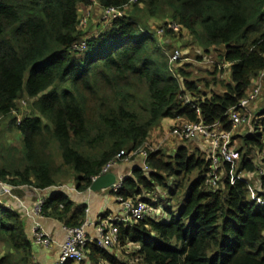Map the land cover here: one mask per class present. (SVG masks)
<instances>
[{"label": "trees", "instance_id": "16d2710c", "mask_svg": "<svg viewBox=\"0 0 264 264\" xmlns=\"http://www.w3.org/2000/svg\"><path fill=\"white\" fill-rule=\"evenodd\" d=\"M96 1L109 7L129 0ZM90 4L0 0V118L19 110L24 97L31 99L28 113L10 120L22 148L0 153V180L44 190L73 179L79 191H88L107 162L137 150L167 118L202 119L231 130V110L264 71V0H138L99 36H88L79 24V7ZM152 17L181 25L188 32L184 42L202 52L224 46L223 68L233 84L222 83L224 91L202 97L184 68L174 75L169 46H161L143 25ZM167 35V43L175 42L173 32ZM82 40L87 48L75 50ZM218 64L215 73L223 74ZM257 131L239 136L241 158L224 163L217 190L207 184L211 160L201 146L184 141L172 155L150 152L149 171L135 169L112 193L150 204L148 196L160 187L168 197V217L119 224V245H139L130 256L90 242L78 264H264V204L237 178L264 171V157H257L264 149V121ZM258 179L264 189V175ZM62 191L46 198L44 216L82 225L87 206L73 209ZM33 253L23 213L0 201V264H30Z\"/></svg>", "mask_w": 264, "mask_h": 264}, {"label": "built area", "instance_id": "2783aa9c", "mask_svg": "<svg viewBox=\"0 0 264 264\" xmlns=\"http://www.w3.org/2000/svg\"><path fill=\"white\" fill-rule=\"evenodd\" d=\"M138 2V0H129L126 4L122 6H109L101 7L102 17L106 22H112L115 19L125 17L132 10L133 6ZM91 5V4H90ZM92 5H98L96 0H92ZM91 11L88 14L80 15L79 24L81 29H85L89 23V17ZM171 31L174 34H179L183 31L181 25L173 21H166L162 23L157 29V35L164 38L166 32ZM165 39V38H164ZM168 40L164 42L163 45H167ZM167 46L164 48L166 49ZM87 48V43L85 40L75 43L74 49L77 51H84ZM169 62L171 64L180 62L182 60L183 53L180 49L174 48L171 52H168ZM263 79L264 71L261 72L254 81L253 87L246 97L243 98L238 106L231 110L230 120L232 122V129L226 130L222 128L221 124L214 123L212 125L207 124L202 119L198 121H189L172 124L171 133L169 137L173 136L182 141H196L198 140L201 144L200 146L204 149L205 153L211 160V171L208 174L207 184L214 190L219 187L220 179L225 175V169H223L224 163H235L241 158V152L238 150L234 142V134L238 129L242 127L243 124H247L248 133L254 134L257 131L258 126L262 125L264 121V115L261 113H256L254 105L259 101L262 89H263ZM183 99L189 103L191 98L187 95ZM18 110H14L16 112ZM12 113V114H13ZM20 121V120H19ZM263 130V129H261ZM160 149L159 145L144 142V144L137 150H133L131 157L140 156L144 159V164L142 170L149 171L150 167L147 163V159L150 152H157ZM264 157V149L261 152V156ZM122 159L116 157L109 162H107L101 170V174H107L111 172L112 168L115 167ZM257 164V161H254ZM251 172V171H250ZM250 172H242L237 175V178L245 180L250 185L251 197L258 203L264 204V189L260 185H254L251 183L253 179L247 178ZM259 172V173H258ZM258 177L264 175V171L258 168ZM100 175L93 177V181L96 180ZM125 178V177H124ZM124 178H120L114 184L112 190L118 191L122 187V181ZM68 183H63L60 185L52 186L47 189H55L57 191L66 190L69 188ZM75 189V186H73ZM13 188H22V186H13L5 181L0 180V201L4 202L3 198L5 196H17L12 193ZM39 191V188L32 187ZM262 193V194H261ZM50 196V195H49ZM49 196H40L30 208L29 212L39 217L44 216L43 206L45 200ZM117 199L125 205V216L122 217H100L96 228L97 235H90L86 229V225L82 224L80 226H66L64 229L67 232V237L63 243L60 244V253L57 260L53 264H67L69 261H74L79 263L86 258L88 252V244L90 242H95L99 247L102 248H113L115 245H119V224L120 223H132L142 220L144 217H151L149 213L151 211V206L149 203L137 198L136 201L131 199L123 200L121 197ZM7 206H10L6 203ZM33 241L34 245H44L52 246V237L44 229L41 224H36L33 228Z\"/></svg>", "mask_w": 264, "mask_h": 264}, {"label": "crops", "instance_id": "0c3cea01", "mask_svg": "<svg viewBox=\"0 0 264 264\" xmlns=\"http://www.w3.org/2000/svg\"><path fill=\"white\" fill-rule=\"evenodd\" d=\"M93 10L95 12L93 13L91 17L93 19L92 25L90 27L89 33L87 32L86 33L88 36H99L104 31L110 28L111 23L106 22V21H103V23H100V19H101L100 12L102 13L100 6L91 4L88 6L81 5L79 7L80 15L88 14L90 13V11H93ZM166 20L168 19L152 17L147 20L146 24H143L145 28H147L149 31L156 33L157 41L163 47L167 46L168 44L163 45L164 42H166V39L159 37V35H157V29ZM227 74H229V71L227 72ZM261 98L262 97H260L259 101H257V103L254 105V108H257L256 106L260 102H262ZM256 113H258V111H256ZM260 113H262V110L260 111ZM179 121H182V120L171 119V118H167L163 120V122L159 126H155L152 128L149 134V137L147 138V142L154 144L155 142L154 139L157 140V143L163 142L164 147L166 148V154H169V155L174 154L177 151V149L185 142L173 136H171L170 138H167L168 133H169L168 126L174 123H177ZM15 131L17 132V136L18 135L20 136V141H21L20 132L18 130H15ZM159 132H160V135L157 139V135L159 134ZM194 144H197L198 146L201 145L198 140L194 141ZM131 153L132 151L129 152L124 158H122V160L115 167L112 168L111 172L116 174L117 180L120 178L132 176L133 171L135 169L143 168L144 159L140 156L131 157ZM0 162H1V158H0ZM67 183L69 184L70 187L67 188L66 190H63V191L61 190V191L64 192L69 197V199L73 202V209L80 205L87 206L83 224L86 225V229L90 235H97L96 225L98 221L100 220V217L125 216V205L121 203L117 199V197L112 193V188H108L105 191L101 190L95 193V192H89V191H79L76 188L75 186L76 182H74L73 179H69ZM72 185L75 186V189H73ZM57 192H60V191H57L52 188L44 189L42 191H39L34 188H30L25 191H22L20 194L18 193L19 195L17 196H12V197L5 196L3 198L4 202L9 204L10 206L13 205L14 207L19 208L20 211L23 213L27 221L28 232L31 238L33 237V228L38 223L44 226V229L52 237V241H53L52 246L47 247L44 245H38V246L34 245V253H33L30 264H53L59 256L60 244L63 243L67 237V232L64 229V225L66 222H64V220H61L59 217L53 214L39 217L29 212L30 208L34 205L35 201L40 196H49V195L53 196ZM72 214H73L72 212L68 214V219L72 217ZM162 216H164V214ZM152 217L159 218V215L152 216ZM130 247H132L133 251H135V249H137L139 245L133 244V245L128 246V248ZM124 249H126L127 251H130L127 248H124ZM120 251H122V249H120Z\"/></svg>", "mask_w": 264, "mask_h": 264}, {"label": "rangeland", "instance_id": "374dc122", "mask_svg": "<svg viewBox=\"0 0 264 264\" xmlns=\"http://www.w3.org/2000/svg\"><path fill=\"white\" fill-rule=\"evenodd\" d=\"M94 12H95L94 10L91 11V15L89 17V23L86 26V28L83 29V32L85 34L89 33V30H90V27H91L92 21H93V19L91 17H92ZM100 14H101L100 23H103L104 19L102 17V13L100 12ZM94 26H95V24H94ZM187 34H188L187 30H183L179 34H174L173 38H175V42H173L172 44L167 43L169 46V48H167L168 52H171L175 47H179L178 49H180L183 53L182 60L180 62H177L174 64L169 63L173 74L176 75L179 68H184L186 70V72L189 73L188 78L190 80L196 81L198 83V85L200 86V92H201L200 95H202V97L210 96L212 92L224 91L226 89V87L224 88L222 86V83L226 84V85L227 84H233V80H232L230 74H227V72H228V70H226L227 66H225V68H223V62H222V55L221 54L224 53L225 47L220 46V49H215V48L210 49L209 48V50L202 52L198 45L193 44V43L187 45L184 42V39L187 38ZM163 37L165 39L170 40V37H168V35L163 36ZM217 63H219L218 64L219 67L223 68V72H224L223 74L220 72L217 74L215 73ZM261 97H262L261 98L262 102H260L256 106L257 108H255V111H258V113H259L258 115L261 114L260 110L264 109V79H263V89H262ZM30 101H31L30 98L24 97L19 102V110L18 111L11 114V116L8 118H0V153L4 152L5 149H7V148H19V149H21V147H22L21 142L22 141H20V136L19 135L17 136V132L13 129V127H11L10 120H11V118H17L18 120H21L28 113ZM157 126H159V125H157ZM168 129H169V133H171L172 125L168 126ZM169 133H168L167 138H170ZM245 133L248 134L247 124H243L242 127L240 129H238V131H236L234 134L237 138V144H236L237 147H239V144H240L239 136L244 135ZM159 135H160V132L157 135V139H158ZM154 141H155L154 144L156 143L157 145H159L160 149H162L163 152L166 153V148L164 147V143L163 142L157 143L156 139H154ZM185 143H187V142H185ZM189 145H192L193 147L198 146L197 144H194V141L190 142ZM6 153H7V151H6ZM0 158H1V156H0ZM257 172H258V170L251 171L247 175V178L253 179L251 182L253 184V186L259 184V181H258L259 180L258 179L259 178L258 177L259 172L258 173ZM68 180H64L61 183H67ZM169 185H170V187H172L173 181H170ZM160 189H161L160 187H156L155 190L152 192L153 194L148 196V197L152 198V200L150 202L151 211L149 213V216L152 217V216L159 215V218L158 217L157 218L162 220V219H166L168 217V214H167L168 206H167V203L165 202L166 197H167L166 192L161 191ZM105 190L106 189H104L102 191H105ZM99 191H96V192H99ZM157 199H158V204L153 203L154 201H157ZM163 214H164V216H162ZM129 245H133V244H128L124 248H127L130 251H127L121 245H116L112 249L115 250L120 256L127 257V256H130L132 252H134L132 247L128 248ZM120 249H122V251H120ZM75 264H78V263H75Z\"/></svg>", "mask_w": 264, "mask_h": 264}, {"label": "water", "instance_id": "95a60500", "mask_svg": "<svg viewBox=\"0 0 264 264\" xmlns=\"http://www.w3.org/2000/svg\"><path fill=\"white\" fill-rule=\"evenodd\" d=\"M117 181L115 173L109 172L107 174L100 175L96 180L92 182V185L88 189L89 192L101 191L103 189L113 188ZM30 189L29 187L13 188L12 193L19 195L22 191ZM19 193V194H18Z\"/></svg>", "mask_w": 264, "mask_h": 264}, {"label": "bare ground", "instance_id": "6f19581e", "mask_svg": "<svg viewBox=\"0 0 264 264\" xmlns=\"http://www.w3.org/2000/svg\"><path fill=\"white\" fill-rule=\"evenodd\" d=\"M174 22H175V21H174ZM93 35H94V34H93ZM95 35H96V34H95ZM224 67H225V66H224ZM221 77H222V76H221ZM164 198H165V197H164ZM166 198H168V197H166ZM166 201H167V200H166ZM166 201H165V202H166ZM145 202H147V201H145ZM157 202H158V201H157ZM154 203H155V202H154ZM153 205H154V204H153ZM153 205H152V206H153ZM156 206H157V205H156ZM156 206H155V207H156ZM157 207H158V206H157ZM157 207H156V208H157ZM160 211H161V210H160ZM89 228H90V227H89ZM89 228H88V229H89ZM115 246H116V245H115Z\"/></svg>", "mask_w": 264, "mask_h": 264}]
</instances>
